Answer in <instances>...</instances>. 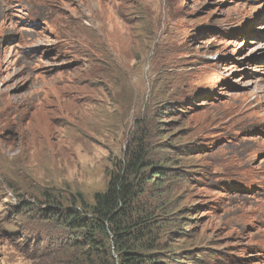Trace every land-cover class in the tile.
<instances>
[{
    "label": "rangeland",
    "instance_id": "obj_1",
    "mask_svg": "<svg viewBox=\"0 0 264 264\" xmlns=\"http://www.w3.org/2000/svg\"><path fill=\"white\" fill-rule=\"evenodd\" d=\"M142 124L177 148L163 264H264V0H0V264H70L44 201Z\"/></svg>",
    "mask_w": 264,
    "mask_h": 264
},
{
    "label": "trees",
    "instance_id": "obj_2",
    "mask_svg": "<svg viewBox=\"0 0 264 264\" xmlns=\"http://www.w3.org/2000/svg\"><path fill=\"white\" fill-rule=\"evenodd\" d=\"M141 127L92 201L81 193L66 203L51 196L44 201L41 216L69 236L64 243L74 251L70 264H163L173 221L165 154L175 147L153 144V129Z\"/></svg>",
    "mask_w": 264,
    "mask_h": 264
},
{
    "label": "bare ground",
    "instance_id": "obj_3",
    "mask_svg": "<svg viewBox=\"0 0 264 264\" xmlns=\"http://www.w3.org/2000/svg\"><path fill=\"white\" fill-rule=\"evenodd\" d=\"M98 3V1L96 2V4ZM99 6H100V4H99ZM101 9H100V14H101V16H106V12H105V9H104V7L103 6H101L100 7ZM115 22V21H114ZM120 28H121V25H120V23L119 22H115L114 23V27H113V31H114V33H115V36L117 37V40L119 39H121V34H120Z\"/></svg>",
    "mask_w": 264,
    "mask_h": 264
},
{
    "label": "clouds",
    "instance_id": "obj_4",
    "mask_svg": "<svg viewBox=\"0 0 264 264\" xmlns=\"http://www.w3.org/2000/svg\"><path fill=\"white\" fill-rule=\"evenodd\" d=\"M48 221V220H47ZM49 222V221H48Z\"/></svg>",
    "mask_w": 264,
    "mask_h": 264
}]
</instances>
